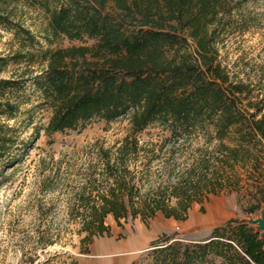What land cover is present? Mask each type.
<instances>
[{
    "label": "trees",
    "instance_id": "obj_1",
    "mask_svg": "<svg viewBox=\"0 0 264 264\" xmlns=\"http://www.w3.org/2000/svg\"><path fill=\"white\" fill-rule=\"evenodd\" d=\"M17 1L0 0V25L13 23L8 8ZM251 1L58 0L47 10L52 37H86L95 44L46 54V67L35 80L52 110L45 134L73 131L94 119L126 117L131 126L132 134L114 149L95 147L102 181L82 188L73 209L83 217L88 245L110 233L108 216L117 225L136 218L148 224L157 213L185 222L194 203L241 187L237 168L257 170L250 185L264 188V92L235 80L219 53L218 29ZM6 65L0 56V73ZM16 85L0 79V161L8 167L29 148L7 123L18 110L7 97ZM153 124L172 137L212 128L220 155L213 157L211 173V161H202L203 173L190 171L183 180L143 192L127 161L140 152L153 154L155 145H142L136 137ZM257 208L259 203L247 214ZM149 256L152 264H264V235L245 221L229 220L205 239L162 234Z\"/></svg>",
    "mask_w": 264,
    "mask_h": 264
},
{
    "label": "rangeland",
    "instance_id": "obj_2",
    "mask_svg": "<svg viewBox=\"0 0 264 264\" xmlns=\"http://www.w3.org/2000/svg\"><path fill=\"white\" fill-rule=\"evenodd\" d=\"M56 6L58 0H19L8 8L13 23L0 25V56L7 60L0 79L17 81L7 97L18 110L7 123L15 128L19 140L29 142L14 166L0 161V264H72L83 255L89 248L83 241V217L73 209L80 204L82 188L89 190L102 181L103 165L95 147L114 149L132 134L126 117L111 122L94 119L73 131L45 134L52 110L35 80L46 67V54L95 44L86 37L82 41L52 37L47 10ZM218 33L222 65L235 80L264 92V0L243 4ZM213 134L207 128L172 137L160 124L136 134L140 144L155 145L152 155L140 152L127 161L142 191L176 183L190 171L203 173L202 161H211L210 174L213 157L220 155ZM59 161L58 169L55 163ZM236 170L242 178L237 191L226 190L194 203L185 222L163 220L169 224L165 234L200 240L209 237L213 228L240 220L264 235V188L252 187L249 178L258 172L249 166ZM258 203L259 208L247 214ZM109 221L112 216L106 218ZM149 253L142 255L139 264H152Z\"/></svg>",
    "mask_w": 264,
    "mask_h": 264
},
{
    "label": "crops",
    "instance_id": "obj_3",
    "mask_svg": "<svg viewBox=\"0 0 264 264\" xmlns=\"http://www.w3.org/2000/svg\"><path fill=\"white\" fill-rule=\"evenodd\" d=\"M148 224L140 218L121 220L120 225L114 221L106 223L110 233L95 238L89 245L88 253L80 255L76 264H139L142 255L151 249V244L165 234L169 224L178 222L165 219L157 213Z\"/></svg>",
    "mask_w": 264,
    "mask_h": 264
},
{
    "label": "water",
    "instance_id": "obj_4",
    "mask_svg": "<svg viewBox=\"0 0 264 264\" xmlns=\"http://www.w3.org/2000/svg\"><path fill=\"white\" fill-rule=\"evenodd\" d=\"M262 227H264V226H262Z\"/></svg>",
    "mask_w": 264,
    "mask_h": 264
}]
</instances>
